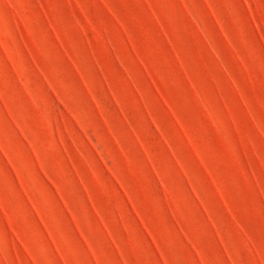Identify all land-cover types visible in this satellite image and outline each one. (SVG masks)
I'll return each mask as SVG.
<instances>
[{"label":"rangeland","instance_id":"374dc122","mask_svg":"<svg viewBox=\"0 0 264 264\" xmlns=\"http://www.w3.org/2000/svg\"><path fill=\"white\" fill-rule=\"evenodd\" d=\"M0 264H264V0H0Z\"/></svg>","mask_w":264,"mask_h":264}]
</instances>
